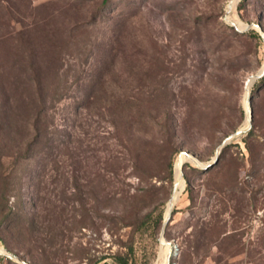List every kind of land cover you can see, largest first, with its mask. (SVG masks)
I'll return each mask as SVG.
<instances>
[{"label":"rangeland","instance_id":"rangeland-1","mask_svg":"<svg viewBox=\"0 0 264 264\" xmlns=\"http://www.w3.org/2000/svg\"><path fill=\"white\" fill-rule=\"evenodd\" d=\"M263 62L264 0H0V264H264Z\"/></svg>","mask_w":264,"mask_h":264},{"label":"water","instance_id":"water-1","mask_svg":"<svg viewBox=\"0 0 264 264\" xmlns=\"http://www.w3.org/2000/svg\"><path fill=\"white\" fill-rule=\"evenodd\" d=\"M231 9V4L228 6V12L230 11ZM231 24L236 28L238 29L239 31H245V30H249V29H256V28H259V25L256 24V23H253V24H247L243 27H239V25H237L235 22H232L231 21ZM260 29V28H259ZM264 75V67H262V69L260 71H258L257 73L251 75L249 77V79L247 80L249 83V80L252 79V81H254L255 79L261 77ZM251 106H250V98H248L247 102H246V105H245V113H246V120H247V123H248V126L246 128H243V129H239V130H236L235 132H233L232 134L228 135L221 143L220 147L217 149L216 153H215V156H213V158L208 161L207 163H201L199 162L196 158H194L190 153L188 152H184L183 155L193 161V163H195L197 166H200L202 169H209L211 168L212 166L214 167V165L219 161L220 159V154L222 152V149L231 141V139H233L235 136L243 133L244 131H246L247 129H249L250 127V124H251ZM181 166L182 164H180V177L182 176L181 174ZM176 183H174L173 185V191H172V194H171V198L169 199L168 201V207H167V211H166V216H164V219H163V222H162V226H161V231H160V235L162 236L163 235V232H164V229L167 225V223L169 222V219H170V214H171V211H172V207H173V199L175 197V193L177 191V187H178V181L176 180L175 181ZM162 243H165L166 245H168L169 247V254H168V257H167V264L170 263V252L172 250L171 246H170V243L169 242H164V241H161ZM0 253H3L1 250H0ZM20 261V260H19ZM22 262V261H21ZM23 264H28L27 262H22Z\"/></svg>","mask_w":264,"mask_h":264},{"label":"bare ground","instance_id":"bare-ground-1","mask_svg":"<svg viewBox=\"0 0 264 264\" xmlns=\"http://www.w3.org/2000/svg\"><path fill=\"white\" fill-rule=\"evenodd\" d=\"M235 4V2H234ZM234 4L232 5L234 7ZM234 21L236 24H238L239 26L243 25L239 20H232ZM243 27V26H242ZM262 65H264V62L262 63ZM264 67V66H263ZM252 83V80H250V85ZM248 83V86H250ZM247 94V93H246ZM246 103V102H245ZM184 159H187L184 155L181 156L180 160L177 162L176 164V169H175V175H176V179L179 182L178 183V187H177V191L175 193V197L173 200H175L179 194V191H182L181 188L183 187V181L180 177V164H182V161ZM179 197V196H178ZM165 242V240H164ZM162 252L159 254V256H157L158 258L156 259L155 262H153L152 264H165L166 263V257H168L167 252H168V246L166 245V247L161 250ZM169 254V252H168ZM167 264V263H166Z\"/></svg>","mask_w":264,"mask_h":264},{"label":"trees","instance_id":"trees-1","mask_svg":"<svg viewBox=\"0 0 264 264\" xmlns=\"http://www.w3.org/2000/svg\"><path fill=\"white\" fill-rule=\"evenodd\" d=\"M247 33L249 35L257 36V34L255 33L254 30H249V31H247ZM261 80H264V77ZM258 84H259V82L255 86H258ZM249 134H250V131L247 132V135H249ZM159 215L160 216H158V218H157V224H161V222H162V217H161L162 215L161 214H159ZM143 221H144V219H143ZM145 221H146V219H145ZM111 260H112L111 262L102 261L99 264H132V263H129L128 260L125 257H123L122 255H116V254L112 255Z\"/></svg>","mask_w":264,"mask_h":264},{"label":"crops","instance_id":"crops-1","mask_svg":"<svg viewBox=\"0 0 264 264\" xmlns=\"http://www.w3.org/2000/svg\"><path fill=\"white\" fill-rule=\"evenodd\" d=\"M207 264H216V263H207Z\"/></svg>","mask_w":264,"mask_h":264}]
</instances>
